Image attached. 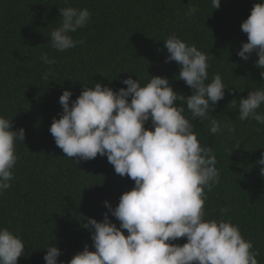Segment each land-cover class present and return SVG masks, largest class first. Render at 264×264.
I'll return each instance as SVG.
<instances>
[{
  "label": "trees",
  "instance_id": "1",
  "mask_svg": "<svg viewBox=\"0 0 264 264\" xmlns=\"http://www.w3.org/2000/svg\"><path fill=\"white\" fill-rule=\"evenodd\" d=\"M257 2L221 0L214 9L211 0H0V116L13 119L14 131L22 127L26 133L16 143L15 178L0 194V228L25 244L18 264H46L51 244L61 251L58 264H67L85 244L94 251L91 232L83 226L87 218L102 221L108 212L105 201L115 208L134 186L115 172L106 156L77 162L56 146L49 128L63 112L59 97L68 89L75 100L83 87L96 82L113 90L126 88L122 81L130 76L142 86L151 76L167 77L175 91L191 95L179 80L177 63L165 62L163 41L170 34L208 56V82L219 74L232 90H225L208 115L232 126L234 133L213 135L210 119L192 121L201 144L213 149L220 174L219 183L205 190V219L218 220L221 208L227 209L223 218L239 226L259 252L258 264H264V165L258 163L264 153V125L241 121L238 110L241 97L264 87L255 53L248 61L237 55L247 42L241 24ZM67 6L87 8L91 17L72 34L83 44L60 52L52 48L50 33L59 26V8ZM43 53L55 65L44 64ZM49 67L55 74L44 80ZM257 111L264 113V105ZM184 115L191 118L186 106ZM150 126V121L145 124ZM108 216L119 226L110 212ZM185 242L180 238L172 243Z\"/></svg>",
  "mask_w": 264,
  "mask_h": 264
},
{
  "label": "clouds",
  "instance_id": "2",
  "mask_svg": "<svg viewBox=\"0 0 264 264\" xmlns=\"http://www.w3.org/2000/svg\"><path fill=\"white\" fill-rule=\"evenodd\" d=\"M220 2L211 0L212 7L218 9ZM59 13L61 20L51 31L50 42L63 52L83 44L72 34L86 26L91 13L71 6L60 7ZM241 30L247 42L237 55L248 61L255 53V66L264 79V0L253 5ZM163 42L168 52L165 62L177 63L179 80L191 89V95L175 91L167 77L151 76L142 86L130 76L122 81L126 88L113 90L96 82L94 87H83L75 100L68 89L59 97L63 112L49 128L56 146L77 162L106 156L117 174L134 181L115 208L105 201L119 226L108 212L99 222L87 218L83 226L91 232L94 251L85 244L67 264H258L253 242L243 237L238 225L223 218L227 209L221 208L218 220L205 219V190L219 183L220 174L213 149L201 144L192 121L210 119L213 135L234 133L232 126L208 115L224 99L225 90H232L219 74L208 82V56L194 44L175 34ZM40 60L49 66L56 63L47 53ZM54 74L49 67L42 79ZM262 105L264 87L250 90L239 100V119L264 125V113L257 111ZM185 106L191 118L184 115ZM12 121L0 116V194L15 178L16 143L26 135L22 127L14 131ZM149 121L151 126L145 127ZM258 163L264 165V153ZM260 174L264 176V167ZM180 238L186 239L183 245L172 243ZM46 248V264H58L60 249L52 244ZM24 250L18 235L0 228V264H18Z\"/></svg>",
  "mask_w": 264,
  "mask_h": 264
}]
</instances>
